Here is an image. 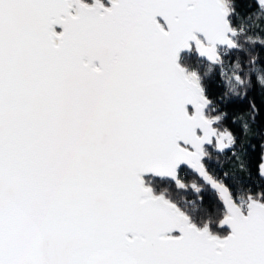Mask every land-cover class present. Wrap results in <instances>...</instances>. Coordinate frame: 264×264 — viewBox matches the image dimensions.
<instances>
[{"label": "snow or ice", "instance_id": "obj_1", "mask_svg": "<svg viewBox=\"0 0 264 264\" xmlns=\"http://www.w3.org/2000/svg\"><path fill=\"white\" fill-rule=\"evenodd\" d=\"M0 264H264V0H0Z\"/></svg>", "mask_w": 264, "mask_h": 264}, {"label": "trees", "instance_id": "obj_2", "mask_svg": "<svg viewBox=\"0 0 264 264\" xmlns=\"http://www.w3.org/2000/svg\"><path fill=\"white\" fill-rule=\"evenodd\" d=\"M259 102V101H258ZM221 160H222V162H223V158H221ZM223 170L224 171H230L231 170V165H229V164H224V167H223ZM238 175H242V174H238ZM214 227V229H215V226H213ZM215 230H217V231H221V232H227V231H225L224 229H215Z\"/></svg>", "mask_w": 264, "mask_h": 264}, {"label": "water", "instance_id": "obj_3", "mask_svg": "<svg viewBox=\"0 0 264 264\" xmlns=\"http://www.w3.org/2000/svg\"><path fill=\"white\" fill-rule=\"evenodd\" d=\"M59 30V29H58ZM225 231H228L229 229L227 228V226H225V228H223Z\"/></svg>", "mask_w": 264, "mask_h": 264}]
</instances>
